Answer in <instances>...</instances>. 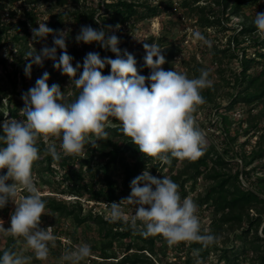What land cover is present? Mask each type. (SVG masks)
Segmentation results:
<instances>
[{
  "label": "trees",
  "instance_id": "1",
  "mask_svg": "<svg viewBox=\"0 0 264 264\" xmlns=\"http://www.w3.org/2000/svg\"><path fill=\"white\" fill-rule=\"evenodd\" d=\"M39 1L0 0V125L5 119H22L20 110L25 106L22 94L35 86L28 87L29 77L25 74V67L29 63L26 54L31 51V44L45 43L44 46H53L50 35L47 40L32 41L31 29L39 27ZM58 1L64 3L66 0ZM73 1L81 2L83 6L52 12L46 25L54 30H63L65 22L70 19L95 29L106 30L109 26L110 29H116L115 26L119 25L118 31L127 37L125 43L118 45L121 55L124 50L132 54L137 61L138 73L146 77L151 70L144 65L146 54L139 50L144 43H152L154 37L132 48L129 35L131 28L145 19L160 15L163 10L173 13L181 8L184 15L201 28V34L212 42L209 48L200 41V51L202 55L210 54L217 68L211 70L209 66L198 63L183 73L191 79L199 77L201 70L209 72L212 87L201 91L205 103L199 106L207 105L206 115L215 113L217 118H209L206 123L195 117L207 139L204 155L195 161L172 158L170 164H165L158 159L143 156L118 126L106 128L107 137L97 140L95 145L87 144L82 154L64 156L61 153L58 161L44 154L46 143L42 139L38 140L40 159L33 164L34 182L36 184L38 177H41L44 183L53 187L52 192L58 194V197L42 196L47 211L41 221L48 214H56L49 222L55 226L56 240L62 242V234H65L71 238V243L76 241V230L68 233L65 224L60 226L63 218H71L77 225L96 223L101 232L99 243L92 246L90 260L93 262L99 257L112 264H196L197 260L201 264H264V107L259 112L253 111L260 105L264 106V35L257 33L254 19L243 11L245 1L258 6L261 0H212L205 4H200V0ZM212 4H216V7H212ZM98 13H101L99 24L94 19ZM233 14L241 18L236 27L224 22H232ZM65 32L67 51L74 57L73 66L77 62L83 65V59L89 52H97L102 58H116L114 53L106 51L97 43L78 44L75 32L70 29ZM213 34L218 40L212 39ZM156 44L166 59L163 69L179 72L175 64L184 52V46L176 41L164 42L162 39ZM60 52L58 49L57 58ZM234 61L239 62L235 70L231 68ZM46 65H51L50 60H46L43 67L33 64L31 76L38 69L42 70V74L47 71L50 74L49 86L58 84L69 102L74 100L79 90L53 65L48 69ZM102 71L108 75L110 66ZM227 72H230L229 77H226ZM226 85L232 88V96L226 104L216 102L220 90ZM237 108L247 114L240 121L241 125L245 124L242 131L233 127L229 114ZM111 119L119 125L118 121ZM258 132L260 134L256 144L248 153L244 146L250 143L249 137L256 136ZM243 136L247 137L240 141ZM59 143H56L58 149ZM255 161L257 164L252 165ZM146 169L156 178L160 171L166 169L159 179L167 176L177 183L182 200L188 196L189 191L196 190L200 178L208 181L193 201L199 210L209 211L212 215L210 230L201 232L214 234L218 238L216 243L208 247L196 242L169 246L162 236L145 238L128 223L110 222L102 212L95 210L98 205L110 207L111 202L127 198L131 193V181ZM4 173L6 170L0 172ZM68 196L77 197L66 201L63 197ZM11 202L4 207L5 211H8ZM86 205H89L88 209ZM128 206L131 205H122L123 208ZM47 224H41L40 227L46 228ZM197 249L199 251L195 252ZM5 250L16 253L14 237H9L4 250H0V256ZM212 255L216 258L213 259ZM110 258L115 260H108Z\"/></svg>",
  "mask_w": 264,
  "mask_h": 264
},
{
  "label": "clouds",
  "instance_id": "2",
  "mask_svg": "<svg viewBox=\"0 0 264 264\" xmlns=\"http://www.w3.org/2000/svg\"><path fill=\"white\" fill-rule=\"evenodd\" d=\"M100 15L94 18L98 24ZM253 23L257 33L264 35V12H257ZM38 24V28L31 29L32 41L40 42L52 35L53 46H44L36 53L29 51L25 74L30 78L33 64L43 67L45 60H51L53 67L67 76L79 91L69 102L58 84L49 86L50 74L45 71L35 86L22 94L25 105L20 110L22 119H5L0 125V145H3L0 146V172L6 170L0 174V209L9 201L16 205L8 229L0 220V232L22 237L35 258L45 261L50 254L49 243L56 237L52 226L40 227L46 202L32 171L34 162L40 159L38 140L46 142L44 154L58 161L61 153L64 156L82 154L87 144L95 145L97 140L107 137L106 128L118 126L143 156L165 164H170L172 158L195 161L204 155L207 139L194 113L205 103L201 91L211 88L212 81L207 70H201L199 77L191 79L176 70H164L165 56L154 42L143 44L144 65L151 71L147 77L140 75L134 56L127 50L121 55L118 36L108 35L104 28L95 29L90 25L81 26L75 41L78 44L97 43L116 58H102L97 52H89L83 65L77 62L73 66L74 57L67 51L66 32L54 30L45 22ZM115 27L118 30L120 26ZM194 36L211 48L212 42L200 32H195ZM58 49L61 50L59 58ZM106 66H110L108 75L102 71ZM55 140L60 141L59 149ZM18 188L27 195H19ZM130 188L127 198L110 203V222H126L145 238L162 236L169 246L196 242L208 247L217 242L214 234L201 232L197 204L190 198L182 200L179 185L171 178H156L146 169L131 181ZM125 204L134 206L131 217L123 210ZM91 254L90 246L81 244L66 250L62 260L66 264H81ZM27 262V257L10 250L0 256V264ZM196 264L201 262L197 260Z\"/></svg>",
  "mask_w": 264,
  "mask_h": 264
},
{
  "label": "rangeland",
  "instance_id": "3",
  "mask_svg": "<svg viewBox=\"0 0 264 264\" xmlns=\"http://www.w3.org/2000/svg\"><path fill=\"white\" fill-rule=\"evenodd\" d=\"M155 2H160L163 0H154ZM212 0H200V4H205L206 2H211ZM235 1V0H231ZM77 6H83L81 2L73 1V0H66L64 3H60L58 0H40L38 2V8L40 9V16L38 18V22L42 23L45 22L47 24V21L49 20L50 14L57 13L60 11H67V10H74ZM212 7H216V4H212ZM260 7V8H259ZM243 11L250 16L251 19H255V14L257 12H264V0H261V3L258 6H255L254 3L245 1L243 4ZM186 17V19L183 18ZM232 22L224 21L226 25L236 27L238 24H240V17L236 15H231ZM88 25V24H86ZM81 26L85 25H79L76 23V21H73L72 19L67 20L65 22L64 28L62 31H66L67 29H70L71 31L75 32L77 35L80 31ZM108 35L115 34L118 36L120 40V44H123L127 41V37L124 33L119 32L116 29H106ZM200 32L201 28L197 25H194L191 21V19L184 15L181 8L177 9L175 12L170 13L167 10H163L162 13L156 17L145 19L141 22H139L134 28H131L130 30V39L132 41V48H135L138 44H141L151 37H154L153 42L157 43L160 39H162L164 42H171L176 41L177 43H180L182 46H184V52L179 56L178 60L176 61V68H179L181 73L188 72V70L191 69L193 65H196L198 63L205 64L206 66H209L211 70H215L217 68V64L213 57L210 54L202 55L200 48L201 43L200 41L195 39L194 33ZM185 34V36H184ZM182 36H184L182 38ZM213 40H218V37H215L214 34L211 35ZM214 36V37H213ZM50 40H53L52 35L49 36ZM48 39V40H49ZM47 40V39H46ZM224 41H226V37L223 38ZM152 42V43H153ZM45 44V43H44ZM43 43L39 44H31L30 50L33 53H36L40 51L42 47H44ZM151 44V43H150ZM123 49H126L125 46H123ZM139 51L142 53H145L144 47L141 48ZM46 62V60L44 61ZM50 64L53 65V61L50 60ZM51 65H46V69L50 68ZM239 66V62L234 61L231 63V68L233 70L237 69ZM1 72V70H0ZM42 75V70L38 69L35 70L33 75L29 78L28 87H31V85H34L36 80L40 78ZM230 76V72L226 73V77ZM5 82V81H4ZM21 89V86L19 87V90ZM233 90L230 86H223L220 90V95L217 97L216 102H221L222 104H226L228 99L232 96ZM6 100V99H5ZM207 106V105H206ZM206 106H199L197 107V113H195V117L198 120H203L207 123L209 121V118H212L216 120L217 115L215 113H212L211 115H206ZM264 107L263 105H260L253 109L254 112H259L261 108ZM231 115V119L233 120V127H237L240 131H242L245 128V124L241 125L240 121L244 119L247 114H244L240 112V109H234L229 112ZM264 119V118H263ZM214 121V120H213ZM263 123V122H262ZM232 127V128H233ZM205 130V129H204ZM206 132H209L208 129L205 130ZM259 132L254 137H249L251 139L250 143L246 144L244 148L248 151V153L251 151L253 146L256 144V141L259 136ZM247 137V136H246ZM245 136L241 137L239 140L243 141L246 138ZM51 142V141H49ZM59 142L58 140H55V143ZM46 143V142H45ZM257 164V161H255L252 165ZM166 172V169L163 171H160L158 173V178H160L164 173ZM208 183L207 180L204 178H200L199 182L197 184V188L194 191H189V194L185 198H190L194 200V197L198 192L203 191L205 185ZM36 186L38 187V190L41 194V196H54L58 197V194L53 193L52 190L53 187L47 183H44L41 179V177H38V180L36 181ZM188 188L190 189V183H188ZM19 195H27V193H24L22 189L18 188ZM19 195L16 198L17 202L19 200ZM72 197V196H71ZM66 201H71L70 197H63ZM86 204V203H85ZM16 205L11 202L9 205L8 211H5L4 208L0 209V220H2L3 227L5 229H8L10 227V217L11 214L14 212ZM86 208H89V205H86ZM96 211L102 212V214L105 217H108V213L110 211V207L102 204L98 205L95 209ZM125 214L129 217H131L134 214V206H128L123 208ZM47 209L45 208V212ZM85 211V210H84ZM197 215L200 220L201 224V230L208 231L210 230V222L212 219V215L209 211H201L198 209ZM56 214L51 213L48 214V216L44 219H42L41 224L48 223L50 224V220L55 217ZM65 224L68 233H73V231L76 230V241L74 243H71L72 240L68 235L62 234V242H58L55 240L52 242L49 246L50 248V254L47 260L41 261L35 258V255L33 251L27 247L25 240L22 237H14V242L16 246V254L21 255L28 258L27 264H63L66 263L62 260V256L68 249H74L76 246L81 244H88L92 251V246L99 243L100 240V230L98 229V225L96 223H91L88 225V223H83L80 225H77L71 218L65 217L61 221V224ZM64 225V226H65ZM53 225V230H54ZM54 234V231H53ZM11 235H6L3 232H0V250H4L5 246L7 245L8 239ZM213 259H215V255H212ZM113 258H110L108 260H112ZM115 260V259H113ZM111 261L104 260L102 258H99L96 260V262H93L90 260V257L86 258L85 260L81 261V264H112L109 263Z\"/></svg>",
  "mask_w": 264,
  "mask_h": 264
},
{
  "label": "built area",
  "instance_id": "4",
  "mask_svg": "<svg viewBox=\"0 0 264 264\" xmlns=\"http://www.w3.org/2000/svg\"><path fill=\"white\" fill-rule=\"evenodd\" d=\"M183 18H184V17H183ZM76 197H77V196H72V197L70 196V199H73V198H76ZM49 226H52V227H53L52 224H47L46 228L49 227ZM53 231H54V230H53Z\"/></svg>",
  "mask_w": 264,
  "mask_h": 264
}]
</instances>
